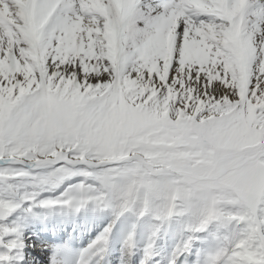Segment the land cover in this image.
Listing matches in <instances>:
<instances>
[{"label":"snow or ice","instance_id":"snow-or-ice-1","mask_svg":"<svg viewBox=\"0 0 264 264\" xmlns=\"http://www.w3.org/2000/svg\"><path fill=\"white\" fill-rule=\"evenodd\" d=\"M0 264H264V0H0Z\"/></svg>","mask_w":264,"mask_h":264}]
</instances>
